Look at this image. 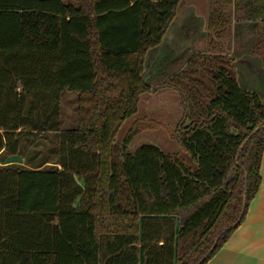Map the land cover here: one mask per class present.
<instances>
[{
  "label": "trees",
  "instance_id": "trees-1",
  "mask_svg": "<svg viewBox=\"0 0 264 264\" xmlns=\"http://www.w3.org/2000/svg\"><path fill=\"white\" fill-rule=\"evenodd\" d=\"M179 1L0 0V156L24 154L0 165V264H205L242 221L260 184L264 101L231 57L204 53V80L191 78L203 103L181 93L175 139L189 164L129 149L157 125L145 118L115 146L141 95L171 85L143 72ZM233 1L214 0L209 28L230 34ZM65 91L76 118L62 128Z\"/></svg>",
  "mask_w": 264,
  "mask_h": 264
},
{
  "label": "rangeland",
  "instance_id": "rangeland-1",
  "mask_svg": "<svg viewBox=\"0 0 264 264\" xmlns=\"http://www.w3.org/2000/svg\"><path fill=\"white\" fill-rule=\"evenodd\" d=\"M63 2L66 3L69 0H63ZM182 2L184 9L185 7L189 8V14L185 15L181 12L179 18L184 23L187 21L184 16L194 19L193 23L189 24L192 27V33L188 34L184 27L181 32H178L180 37H176L172 34L177 32L176 28L178 27L170 26L162 41L150 48L145 56L143 79L150 85L163 82H168L171 85L141 95L136 113L128 117L120 126L116 134L115 146L121 143L135 121L145 118L152 120L157 125L146 123V126L142 127L134 136L129 149L132 151L140 144L149 143L159 147L164 153L180 154L189 164L187 155L179 148L175 139L176 124L182 116L181 93L184 94L189 105L195 101L204 102L202 84L200 86L197 84L199 86V91H197L196 84L191 78L196 77L204 80V74L201 72L204 53H217L216 50H210V44L215 42L217 37L228 42L230 36L226 25L220 27L217 24L208 28L207 20L204 23L205 14L209 20V16L214 10V0H182ZM216 27H219L220 30L217 31ZM191 35L193 36L190 37ZM189 74L190 77L187 76ZM76 104V94L65 91L60 101L62 128L75 124ZM0 161V165L10 163L24 165V154L7 159L5 163L0 156ZM75 180L82 186L81 178L75 177Z\"/></svg>",
  "mask_w": 264,
  "mask_h": 264
},
{
  "label": "crops",
  "instance_id": "crops-1",
  "mask_svg": "<svg viewBox=\"0 0 264 264\" xmlns=\"http://www.w3.org/2000/svg\"><path fill=\"white\" fill-rule=\"evenodd\" d=\"M182 4L183 2L180 0L175 15L167 28L168 30L170 26L178 27L179 29L176 28L177 32L172 34L176 37H180L178 32H181L184 27L188 34L193 31L189 24L193 23L194 19L184 16L187 20L184 23L179 18L181 12L185 15L189 14V8L185 7L184 9ZM244 4L245 2L235 0L231 7L224 10L230 16V39L226 42L221 37H217L215 42L210 44V50H216L217 53L231 57L233 72L240 87L248 91H255L263 99L264 8L246 7ZM247 10L249 14L246 13ZM206 20L209 23L208 16L206 18L205 14L204 23ZM217 24L221 23L217 22ZM172 29L174 30V28ZM216 29L220 30L219 27ZM15 156L7 155L1 160L3 159L5 163L7 159ZM259 173L260 184L254 197L248 203L242 221L205 264H264V144Z\"/></svg>",
  "mask_w": 264,
  "mask_h": 264
},
{
  "label": "water",
  "instance_id": "water-1",
  "mask_svg": "<svg viewBox=\"0 0 264 264\" xmlns=\"http://www.w3.org/2000/svg\"><path fill=\"white\" fill-rule=\"evenodd\" d=\"M243 201H245V191L243 192ZM244 207H245V203H243V208H244ZM216 240H217V238H216ZM216 240L214 241L212 247L215 246ZM202 259H203V258H202Z\"/></svg>",
  "mask_w": 264,
  "mask_h": 264
}]
</instances>
